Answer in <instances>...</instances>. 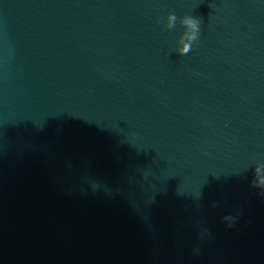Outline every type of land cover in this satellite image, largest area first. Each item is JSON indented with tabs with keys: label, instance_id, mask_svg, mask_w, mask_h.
Returning a JSON list of instances; mask_svg holds the SVG:
<instances>
[{
	"label": "water",
	"instance_id": "water-1",
	"mask_svg": "<svg viewBox=\"0 0 264 264\" xmlns=\"http://www.w3.org/2000/svg\"><path fill=\"white\" fill-rule=\"evenodd\" d=\"M258 166L264 0H0V264H264Z\"/></svg>",
	"mask_w": 264,
	"mask_h": 264
},
{
	"label": "clouds",
	"instance_id": "clouds-1",
	"mask_svg": "<svg viewBox=\"0 0 264 264\" xmlns=\"http://www.w3.org/2000/svg\"><path fill=\"white\" fill-rule=\"evenodd\" d=\"M176 20V14L174 12L169 13L167 16L166 28L168 30H171L175 26ZM181 23L185 27V31L183 32L179 40V47L177 48V51L181 55H186L192 49L193 44L199 41L200 20L191 15H186L182 18ZM133 137H135V133L133 134ZM261 171V166H258L255 169V179L252 181V185L254 187L264 189V175H261ZM261 195H264V191L261 192ZM213 206L215 207V204ZM222 219L226 222L227 227H233L237 220V217L228 214L225 215Z\"/></svg>",
	"mask_w": 264,
	"mask_h": 264
}]
</instances>
